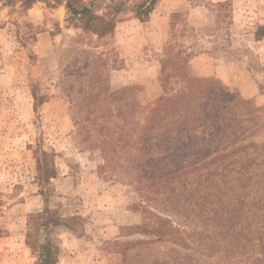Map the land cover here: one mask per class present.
<instances>
[{"label": "rangeland", "instance_id": "1", "mask_svg": "<svg viewBox=\"0 0 264 264\" xmlns=\"http://www.w3.org/2000/svg\"><path fill=\"white\" fill-rule=\"evenodd\" d=\"M148 1L83 0L113 19L114 29L106 34L83 29L63 2L36 0L24 8L21 0L0 1V264H39L26 232L45 204L61 217H76L69 221L72 228H39L38 240L58 248L56 264H152L174 250L184 264L192 260L189 250L168 241L135 244L126 255L118 244L152 237L131 234L127 226L144 217L130 207L143 199L137 181L151 170L155 178L161 175L160 136L152 141L151 166L146 157L139 159L137 148L149 109L164 93L161 60L167 51L185 57L191 75L215 79L255 107L252 113L216 107L210 134L189 136L182 129V137L166 148L167 168L174 162L197 166L214 154L208 148L234 130L264 144V36H254L264 26V0H155L139 16V6ZM184 86L179 76H170L167 91ZM40 149L51 153L57 172L46 186V202L35 180ZM193 258L202 264L217 260Z\"/></svg>", "mask_w": 264, "mask_h": 264}, {"label": "trees", "instance_id": "2", "mask_svg": "<svg viewBox=\"0 0 264 264\" xmlns=\"http://www.w3.org/2000/svg\"><path fill=\"white\" fill-rule=\"evenodd\" d=\"M35 1L21 0V3L24 8H29ZM56 1L64 3L69 18L78 21L83 29L99 34L113 31V19L96 14L83 0ZM154 2L150 0L145 7L146 2L142 3L138 15L148 14ZM217 5L224 6L225 2ZM254 36L256 39L264 36L263 25L257 27ZM168 64H171L170 71L167 70ZM174 75L179 76L185 86L168 92L169 77ZM161 83L164 93L149 109L144 132L138 138L141 145L136 147L140 152H137L139 159L146 157L147 164L151 166L155 155L152 141L160 136L161 149L156 154L160 156L158 172L161 175L155 178L156 172L151 170L145 181H137L136 189L143 199L130 207L134 211L140 208L144 217L139 224L127 226L131 234L152 237L127 244L118 243L119 251L126 255L127 249L135 244L168 241L191 252L186 256L192 260L186 264H202L194 260L195 254L217 258L215 264H264V144L258 146L255 141L246 140L252 134L246 130H234L220 140L221 144L217 142L208 148V152L213 150L214 154L201 160L197 166L179 168L174 162V167L167 168L171 163H168L170 155L166 148H172L182 137V129L187 127L189 136L196 132L198 135L210 134V129L216 124V107L240 106L245 108V113H252L255 107L250 105V99L225 90L215 79L191 75L185 69V57L171 51H167V56L161 60ZM32 95L36 106L39 99L35 91ZM196 151L201 152L198 148ZM133 156L137 159L136 155ZM35 162V180L46 202V186L56 176V167L51 153L41 149L35 151ZM107 166L105 162L99 168ZM209 166L212 167L204 173L199 170ZM190 176L196 177V182L190 180ZM159 192L160 196L157 195ZM166 209L181 215L183 220L165 214L163 210ZM32 218L33 226L26 232V244L37 254L39 264H56L58 248L50 240H38L39 228L60 224L72 228L69 221L76 217H61L45 204L42 212ZM174 253L154 258L151 262L184 264L180 260L181 253L178 250ZM205 264L211 262L205 261Z\"/></svg>", "mask_w": 264, "mask_h": 264}, {"label": "water", "instance_id": "3", "mask_svg": "<svg viewBox=\"0 0 264 264\" xmlns=\"http://www.w3.org/2000/svg\"><path fill=\"white\" fill-rule=\"evenodd\" d=\"M147 3H149V1Z\"/></svg>", "mask_w": 264, "mask_h": 264}]
</instances>
